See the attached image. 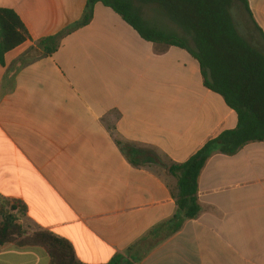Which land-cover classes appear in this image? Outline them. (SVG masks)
<instances>
[{
  "label": "crops",
  "instance_id": "crops-1",
  "mask_svg": "<svg viewBox=\"0 0 264 264\" xmlns=\"http://www.w3.org/2000/svg\"><path fill=\"white\" fill-rule=\"evenodd\" d=\"M87 2L0 0L29 33L0 61V206L24 204L23 223L68 240L82 264L117 255L145 256L137 264H264V143L213 154L199 179L202 212L177 231L170 165L234 130L238 116L205 86L187 50L146 41L101 3L47 55L43 42L79 22ZM247 2L264 35V0ZM248 23L246 38L261 43ZM151 236L152 249L137 246ZM0 264L50 257L6 244Z\"/></svg>",
  "mask_w": 264,
  "mask_h": 264
},
{
  "label": "trees",
  "instance_id": "trees-1",
  "mask_svg": "<svg viewBox=\"0 0 264 264\" xmlns=\"http://www.w3.org/2000/svg\"><path fill=\"white\" fill-rule=\"evenodd\" d=\"M99 3L119 14L146 41L187 50L199 61L205 86L221 95L238 116L234 130L225 131L208 142L186 163L170 165V174L178 179V215L171 223H178L179 231L185 221L197 219L202 212L199 179L213 154L234 156L248 144L264 143V35L252 18L247 0H88L82 19L61 35L46 39L44 52L55 53L62 36L89 25ZM137 3L160 7L164 16L186 36L151 26L142 17ZM236 6L244 7L261 34V43L254 44L241 34L232 13ZM28 39L29 33L18 14L0 9V61ZM25 211L22 203L0 206L1 246L41 247L49 254L50 264H82L68 240L46 230L27 229L23 223ZM153 242L152 237L137 246L149 243L152 249L156 245ZM135 248L129 250L130 254ZM144 257L117 255L108 264H137Z\"/></svg>",
  "mask_w": 264,
  "mask_h": 264
},
{
  "label": "rangeland",
  "instance_id": "rangeland-1",
  "mask_svg": "<svg viewBox=\"0 0 264 264\" xmlns=\"http://www.w3.org/2000/svg\"><path fill=\"white\" fill-rule=\"evenodd\" d=\"M136 6L143 11L144 13H146V18L149 19L152 23H154L155 25H157L158 27H161V29L165 30L166 32L169 33H174L180 37H185L186 34L174 23H172L168 18H166L164 15V17L161 16H157L156 14L153 13V11L148 7L150 5H143L140 3H137ZM236 25L239 29V31L245 36L248 37V26H249V18L248 16L245 14L244 10L240 7L238 8L237 6L232 10ZM170 24V29L167 27L166 24ZM168 24V25H169ZM163 25V26H161ZM156 27V26H154ZM25 225V224H24ZM25 227L27 229H29L26 225ZM32 230L33 229H29Z\"/></svg>",
  "mask_w": 264,
  "mask_h": 264
}]
</instances>
